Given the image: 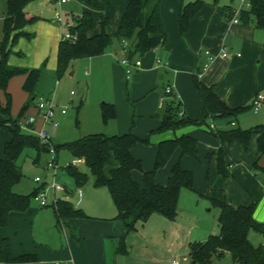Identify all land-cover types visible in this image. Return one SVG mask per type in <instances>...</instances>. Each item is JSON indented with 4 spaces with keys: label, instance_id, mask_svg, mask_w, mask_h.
I'll use <instances>...</instances> for the list:
<instances>
[{
    "label": "crops",
    "instance_id": "crops-1",
    "mask_svg": "<svg viewBox=\"0 0 264 264\" xmlns=\"http://www.w3.org/2000/svg\"><path fill=\"white\" fill-rule=\"evenodd\" d=\"M190 2L194 1L161 0L159 12L162 27L167 36L166 43L162 48L146 54L143 61L133 58L132 60H140L142 67L132 74H136L135 79H144V91H148L152 90L155 84L153 81L148 82L147 78L153 77L159 70H164L160 79L164 80L169 76L171 94H173V99L180 104L181 114L200 121L204 119V112L202 99L194 86V76L196 75L206 86L214 87L217 95L231 109L241 108L246 103L252 106L257 95L264 92V29L257 28L253 21L245 23L239 20V23H234L235 17L232 12L237 7L233 5L227 7L228 13H225V10L219 6L210 5L202 8L201 12L190 21L188 32L181 35L179 13L185 4ZM50 7L47 9L48 12ZM125 10L126 7L116 22V34ZM4 13L6 17L7 12ZM26 13L28 17L37 16L32 14V11H26ZM57 16L54 17L56 21ZM38 17L40 19L37 22L27 25L23 29L25 33L32 35V38H20L18 45L12 48L8 59L9 65L39 69L40 65L49 59L50 67L53 69L57 67L59 45L64 38L63 29L58 23H55L56 21L53 22L43 16ZM99 32L94 31L93 33ZM110 35L112 36V34ZM120 47L124 50L122 43ZM223 50L228 53L227 57L222 56ZM207 51L212 54L213 60L209 63L208 69L203 70L208 62ZM124 54L127 57L128 53L124 51ZM123 68L126 72V68ZM22 83L23 79H16L11 84L10 89L16 91L12 90L14 102L20 92H23ZM22 97L21 104L23 105L27 101V95L24 93ZM152 109L145 115H140V118H147L149 114L153 113ZM35 110H32V114ZM261 112L263 113L257 117L256 125H264V104L258 113ZM140 113L143 114V112ZM38 117H41L40 113ZM123 118L121 131H126L125 114ZM209 120L203 126H210ZM160 125L161 118L156 124V128H152L149 132L157 130ZM230 125L235 128L237 126L243 127L242 129L247 128L244 119L239 124L235 120L226 119L220 126H214L215 130H228L231 129ZM128 126L129 121H127ZM203 126L192 125L175 132L166 131L153 136L138 135L133 128H130L129 130H132L138 137L149 138V144H139L133 150V154L142 160L136 156L135 150L141 147L151 148L153 153L151 152L150 160L154 161L155 167L158 145L161 142L183 135L196 138L201 134L199 127ZM126 133L128 132L115 135ZM201 137L204 141L203 144H207V147L201 154V143L196 138L198 148L200 147V160L190 157L195 160L193 163H197V165L198 162L201 163L204 154H214L221 147L219 141ZM225 149L228 154L226 163L230 169L229 178H223L219 174L217 156L214 155L209 170L205 171V178L209 180L206 182V186L197 180V168L193 163L190 164L192 161L188 156L180 158L179 150L166 167L158 172L156 183L163 186L167 184L173 166L180 159L182 166L194 173V189L181 191L175 220L154 214L145 223H139L135 231L128 232L123 222L115 220L118 211L113 200V205L107 204L105 193H97L106 202L97 204L92 209L81 206L86 191L84 186L77 187L76 185V189H79L77 198H79L80 206L77 207L71 202V197L74 194L68 190L67 198L64 200L72 203L75 209L81 210L89 218L71 219L66 223L59 224L54 209L49 211L45 209L47 207L39 206L40 209L38 206L33 207L32 204L26 212H12L8 225L0 228V235L9 240L14 258L22 255H30L35 258L27 262L0 264H172L174 261H177L178 264H192L191 245L204 243L210 235L220 233V227L214 230V224L209 222L207 217L210 205L214 207L212 200L226 201L235 208L254 204V220L264 230V154L261 156L259 154L257 136L251 139L247 148L241 142L236 141L232 144H225ZM59 155L57 156L58 165L60 164ZM47 156L49 155L47 154ZM72 162L84 165V161L80 159L74 158ZM256 163L259 168L254 171ZM150 168L151 166L147 167L146 171L154 169ZM204 170L205 168L202 173ZM58 174L61 176L62 172L58 171L57 176ZM132 176L138 184L143 186V175L141 178L136 177L133 172ZM185 190L196 195L191 197L185 193ZM109 196L111 197L110 193ZM33 201L37 205L39 204L34 199ZM259 233L263 239L258 244L253 242L255 238L251 239V233L249 234L250 242L256 247L264 246V233ZM121 239L125 241V249L120 252L118 247ZM225 257L231 258L232 264H237L229 253L215 258L212 264H222Z\"/></svg>",
    "mask_w": 264,
    "mask_h": 264
},
{
    "label": "trees",
    "instance_id": "trees-1",
    "mask_svg": "<svg viewBox=\"0 0 264 264\" xmlns=\"http://www.w3.org/2000/svg\"><path fill=\"white\" fill-rule=\"evenodd\" d=\"M29 2L30 0H8V11L4 19V39L0 42V128L10 134V140L5 143L4 155L0 158V228L8 225L12 212H26L38 193V190L30 195L14 192V185L23 176L20 164L23 156L31 150L34 152L33 163L39 164L42 156L49 153V147L42 145L37 136L22 129L23 125L36 129V123L29 125L27 121L32 115V110L37 108L35 101L43 69L15 67L8 63L17 41L21 37L32 38V35L25 33L23 29L40 19L38 16L28 17L25 8ZM81 2L101 13L100 32L93 33L95 20L91 12H84L77 17L75 25L70 28L71 38L64 37L59 45L57 65L59 77L64 75L73 61L102 56L113 44V37L108 32L111 21L105 16V11L112 0ZM160 2L161 0H127L117 37L121 43L129 44L127 57L130 59L144 57L165 45L167 36L160 20ZM249 3L250 9H243L239 20L245 23L253 21L257 28L264 29V0H249ZM202 8L201 0L190 2L181 8L179 13L181 35L188 32L190 21ZM16 79H23L21 89L27 95V101L18 115L13 116L14 93L10 87ZM194 86L202 99L204 119L200 121L181 114L180 104L172 99L167 103L165 113L161 116V125L153 132H175L187 126L206 125L208 119L212 121L237 119L244 110L243 107L231 109L217 95L214 87L206 86L198 75L194 76ZM101 111L105 124L117 115L116 107L111 103L104 102ZM134 119L135 114L132 116L133 123ZM210 131L220 140L221 147L216 153L209 154L208 158L217 156L218 172L225 178L230 176L225 144L238 141L247 148L251 139L257 136L259 154L260 156L264 154V125H257L249 130L231 128L218 130L216 133L212 129ZM52 144L57 156L62 150H67L75 159L84 161L85 167L94 177L95 186L109 191L118 211L115 220L123 222L128 232L135 231L139 223H145L154 214L175 220L181 191L194 189V173L182 166L181 159L173 166L166 185L156 183L158 172L166 167L178 150L181 152L180 158L190 156L198 159V140L189 135L161 142L152 171H146L142 160L133 154V150L139 144L148 145L149 138L142 139L132 130L124 135L90 134L65 144ZM258 168L256 163L254 171ZM135 171L142 173L143 186L134 180L132 174ZM66 172L77 187L87 184L88 174L77 166L68 165ZM212 205L220 211L218 217L220 233L210 235L204 243L191 245V263L212 264L215 258L229 253L237 264H264V246L256 247L249 240L251 231L264 233L262 226L254 220L255 205L235 208L226 201L219 200H212ZM53 209L59 224L71 219L89 218L67 200H59ZM119 242L118 250L121 252L125 249V241L121 239ZM33 258L35 257L30 255L14 258L9 240L0 235V263L27 262Z\"/></svg>",
    "mask_w": 264,
    "mask_h": 264
},
{
    "label": "rangeland",
    "instance_id": "rangeland-1",
    "mask_svg": "<svg viewBox=\"0 0 264 264\" xmlns=\"http://www.w3.org/2000/svg\"><path fill=\"white\" fill-rule=\"evenodd\" d=\"M66 1L67 2L63 3L62 0H30L25 10L27 12L32 11V14L46 17L53 22L56 21L54 18L55 15H58L61 18V21H56L55 23H58L63 29V37H67L71 34L70 28L75 25L76 19L79 15L83 14L84 12H91L95 20V32L100 31L101 14L99 12L85 6L81 0ZM201 1L203 2V8L210 5L216 7L219 6L225 10V13H228L227 7L233 5L237 7V9L245 8L244 2H248L249 0ZM49 6L51 7L48 12L47 9H49ZM126 6L127 0H112L111 5L105 11V16H107L111 21L108 27V32L109 34H112L113 44L108 48L107 52L102 55V57L99 56L100 58L94 57L75 60L71 63L69 69L61 77L57 75V67L55 69L50 67L49 59L40 65L39 68H42L43 70L42 79L37 90V97H44L53 101L56 109L55 121L59 123L58 128H55L51 125L46 126L47 130H49V134L52 137V143L61 145L78 140L90 134L115 135L122 132H129L130 128H133V130L138 133V135H156V132L150 133L149 131L152 128H156V124H158L161 116L165 113L167 103L173 99V94L170 95L166 93V88L169 87L170 78L167 76L164 80H161L160 76L165 71L159 70L155 72L153 77L151 76V78H147L148 82H154L155 87L152 90L150 89L148 91H144L145 81L143 78L135 79L136 74H132L130 77L127 76L123 68L124 66L122 65V61L126 58V56L124 54V50H122L120 47L121 41L118 39L115 32V28L117 26L116 22ZM7 10L8 0H0V42L4 39V12H7ZM234 11L232 12V15L236 17ZM19 41L20 39L17 41L16 46L18 45ZM145 57L146 55L144 57H137L134 59H140L143 61ZM12 90L16 92L15 89ZM72 92L74 94H72ZM23 94L24 92H20V94L15 99L13 104V116H17L21 107L23 106L21 104L23 100ZM262 95H264V92ZM104 102L114 104L117 111L116 117L107 124H105L102 119L101 106ZM155 103L157 105H154ZM243 108L244 110L239 114V117H237V119H230V121L235 120L239 124L244 119L247 128L242 129L243 127L241 126L242 130H249L256 127L257 117L263 112L256 113L253 108H251L249 103L243 105ZM63 109L67 111L65 115H62L61 113ZM151 109L153 110L152 114H149L147 118H140V115H145L148 111H151ZM38 112V110H35L31 116L37 117V131H41L45 122L42 117H38ZM140 112H143V114ZM124 114L126 116V131H121ZM133 114H135V123H133L132 120ZM127 121H129L128 127ZM224 121H226V119H217L216 121H212V119H210L208 124H210V126H220ZM148 126L149 128L147 129ZM230 126L231 128H235L232 127V125ZM236 128H239V126ZM199 129L201 134L200 136L198 135V137L196 136V138H198L199 142L201 143L202 154V152L206 149L207 144H203L204 141L201 136L209 137L210 139L219 142L220 140L213 133H211V128L203 126L199 127ZM212 130L214 133L218 131V129L215 130V126L212 128ZM7 140H10L9 132L3 128H0V158H2L4 155V147ZM151 152V148L145 147L137 148V150H135L136 156L142 158L145 170H147V167L150 166V169L154 168V161L150 160ZM199 154L198 158L200 160ZM58 155L60 156L58 171H61L62 175L60 176V174H58L56 180L61 185L66 186L68 192L74 194L73 197H71V202L74 205L77 207L81 205L92 209L95 208L97 204L106 202V200L101 199V196L97 193H105L107 197V204L109 203L110 205H113L112 199L109 196L107 189H99L95 186L94 177L84 165L79 163L74 164V162H72L74 157L67 150H62L60 153H58ZM33 157L34 152L31 150L27 151L23 156L20 162L23 168V176L20 181L14 185V192L22 195H30L34 193L36 190H39L42 187V183L36 182V178L39 177L42 179V182H46L45 189L48 195V207L45 209L53 211L55 205L54 193L50 185L54 179V172L52 169L47 167L49 156H47V154L43 155L39 164L33 163ZM188 158L190 161H192L190 163L192 165L193 161L195 160L191 159L190 156H188ZM201 159V163L198 162V165L197 163L193 164L195 165V168H197V180H200L202 182L201 184L206 186V182L209 180L205 178V171L209 170L212 158L210 159L208 158V155L204 154L203 158ZM68 165L77 166L81 171L87 173L89 176L87 184L83 187L86 191V194L80 205L78 204L79 198H77L79 189H76L74 181L66 172ZM204 168V173H202ZM134 173L136 177L141 178V172L135 171ZM185 191V193L191 197L196 195L189 190ZM66 198V192H59L56 195V201L64 200ZM32 205L33 207L40 206L39 204L37 205L33 200ZM209 209L210 212H208V215H206L209 222L214 224V230H216L217 227H219L217 224V218L220 211L211 205ZM250 233L251 239L255 238V240H253L255 244H258L260 240L262 241L263 237L259 232L251 231ZM228 257H225L221 263L232 264L231 258Z\"/></svg>",
    "mask_w": 264,
    "mask_h": 264
},
{
    "label": "built area",
    "instance_id": "built-area-1",
    "mask_svg": "<svg viewBox=\"0 0 264 264\" xmlns=\"http://www.w3.org/2000/svg\"><path fill=\"white\" fill-rule=\"evenodd\" d=\"M244 1V0H243ZM63 3L67 2L66 0H62ZM244 6L245 8H241V9H236L234 11L235 14V18L233 20L234 23H239V15L241 13V11L243 9H250L251 5L248 2H244ZM57 21H61V18L59 16H57ZM70 39L71 38V34L68 35L67 37ZM129 44L127 42H123V48L124 51L126 53L129 52ZM206 54L209 56L208 57V62L207 64L204 66L203 70H207L209 63L213 60V56L212 54L207 51ZM222 56L223 57H227L228 53L223 50L222 51ZM122 65L126 68V73L128 75V77H130L132 75V73H134V71L139 70L142 67V63L140 60H132L129 57H126L123 61H122ZM58 83V82H57ZM166 93L167 94H171L172 93V89L170 87L166 88ZM72 94H74L72 92ZM264 104V95L259 94L257 95V97L253 100L252 102V108L253 110L258 113L261 108L263 107ZM36 107L40 113V116L44 119L45 125L44 127L41 129V131H37V129L35 128H29L27 125H23L22 129L26 130V131H30L31 133H33L35 136H37L40 139V142L42 145H46L49 147V160L47 162V167L49 169L53 170V181L50 185L51 189L53 190L54 193V204L56 205L58 201H56V195L59 192H67V188L66 186L61 185L60 183L57 182L56 177H57V173H58V169H59V165H58V159H57V153H56V149L54 147V145L52 144V137L49 134V131L47 130L46 126L47 125H51L55 128L59 127V123L55 121V116H56V109L55 106L53 104V101L51 99L48 98H44V97H39L36 100ZM62 114H66L67 111L65 109H63L61 111ZM36 117L31 116L28 121L27 124L29 125H35L36 123ZM214 126H210V128L212 129ZM36 182L37 183H42V187L38 190V193L36 194V196L34 197V200L37 201L39 203V205L41 207H48V203H47V199H48V195H47V191L45 189L46 183L42 182L41 178H36ZM172 264H178L177 261H174Z\"/></svg>",
    "mask_w": 264,
    "mask_h": 264
}]
</instances>
